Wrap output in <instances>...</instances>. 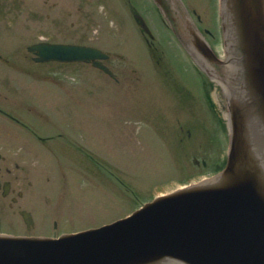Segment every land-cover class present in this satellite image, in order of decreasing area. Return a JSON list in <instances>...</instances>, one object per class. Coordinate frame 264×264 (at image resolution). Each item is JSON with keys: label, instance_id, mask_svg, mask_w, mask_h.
Segmentation results:
<instances>
[{"label": "water", "instance_id": "obj_1", "mask_svg": "<svg viewBox=\"0 0 264 264\" xmlns=\"http://www.w3.org/2000/svg\"><path fill=\"white\" fill-rule=\"evenodd\" d=\"M154 1L226 100L224 167L100 227L58 238L0 234V264H264V0H219L223 58L180 3ZM28 50L37 61L103 57L79 45Z\"/></svg>", "mask_w": 264, "mask_h": 264}, {"label": "rangeland", "instance_id": "obj_2", "mask_svg": "<svg viewBox=\"0 0 264 264\" xmlns=\"http://www.w3.org/2000/svg\"><path fill=\"white\" fill-rule=\"evenodd\" d=\"M37 1L41 4V0ZM32 2L33 0H23L21 24L19 22L16 25L24 33V53H27L26 45L35 39H76L73 32L57 34L56 31H50L52 26L45 17V10L38 17V35L32 36L33 23L29 15L32 12ZM11 6L12 3L7 0L3 9L9 13ZM14 7H11L12 13L16 12ZM73 16L80 18L77 12ZM154 25L157 26V22L152 28ZM1 28L6 30V34H9L7 30H11L8 24ZM12 29L14 30V26ZM160 29L158 32L155 28L166 56H169L163 55L161 63H167L171 74H165L164 77L161 64L157 65L152 59L147 80L149 87L142 81L127 84L123 80L125 74L119 76L120 82L116 84L108 79L109 76L97 73L86 64H68L71 65V76L83 77L81 105H73L78 108L79 115L69 121L71 128L81 131V136L71 134L74 140L81 138L84 148L65 145L64 150L80 157L82 155L77 152L86 151V158L80 163L67 160L59 164L49 160L48 164H36L39 170L44 169L48 178L54 181L45 183L50 191L43 189L38 181L41 184L38 191H42L43 196L38 201L39 206H34L48 215L46 220L35 218L36 228L29 233L44 229L51 231L54 228L53 220H57L54 231L58 233L111 222L128 215L157 194L196 182L222 167L227 134L223 123L217 121L214 113L225 122V103L212 81L198 71L193 63L191 65L167 26ZM1 34V44H17L13 36ZM212 42L217 52L221 53L220 36L216 35ZM130 55L131 53L127 56L124 53L123 57L129 59ZM111 59L117 58L111 53ZM48 66L56 67V63L44 62L35 64L34 67L41 69ZM3 72L8 73L9 70L4 69L1 73ZM182 101L191 107H180ZM179 125H185L184 131L189 128L191 135L183 130L180 132ZM92 154L100 162L96 163ZM194 159L199 162L193 163ZM203 161L207 162L204 166L201 165ZM63 173L64 177H60ZM5 201L0 205V231L26 232L21 223L12 225L17 218L11 215L12 220L8 213L11 209ZM8 216L10 217L7 218ZM37 220L43 221V225Z\"/></svg>", "mask_w": 264, "mask_h": 264}, {"label": "flooded vegetation", "instance_id": "obj_3", "mask_svg": "<svg viewBox=\"0 0 264 264\" xmlns=\"http://www.w3.org/2000/svg\"><path fill=\"white\" fill-rule=\"evenodd\" d=\"M6 1L0 0V205L6 200L11 209L8 211L10 216H18L21 222V211L28 212L32 226L25 229L29 232L36 228L35 218L45 219L48 215L34 206L43 196L38 191V179L43 175V169L39 170L36 164H48L49 160L61 163L64 159L80 163L86 157L81 150L77 152L81 157L64 150L65 145L84 148L81 138L74 140L71 134L81 136V131L71 128L69 121L79 115L78 108L73 105H81L83 77L71 76V65L68 64L72 62L57 61L56 67H34L39 62L33 60V53H24V33L16 28L19 22L21 24L23 0H9L15 6L13 10L16 12L13 13L12 6L9 13L3 9ZM168 1L177 5L180 3L197 31L202 32L212 45L216 36L212 28L216 26L218 18V0ZM40 3L33 0L30 8L32 36L38 35V17L45 10V17L52 26L50 31L57 34L73 32L76 39H35L30 44L40 41L63 42L98 48L108 54L102 63L111 71L108 79L116 84L120 81L119 76L124 74L123 80L127 84L140 80L147 82L151 59L156 58L154 60L159 62L166 53L155 27L152 28V14L157 8L152 7L151 0H41ZM74 12L80 18L73 16ZM4 24L11 26V30H7L9 34L1 28ZM1 33L13 36L17 44H1ZM111 53L117 59H111ZM124 53H131L128 60L123 57ZM84 64L92 65L90 61ZM4 69L9 72L1 73ZM94 69L99 74H105L99 68ZM14 221L12 225L20 224L18 219ZM57 224V220H53L54 228ZM54 228L51 231L44 229L37 233L18 234L57 236L60 233H56Z\"/></svg>", "mask_w": 264, "mask_h": 264}, {"label": "bare ground", "instance_id": "obj_4", "mask_svg": "<svg viewBox=\"0 0 264 264\" xmlns=\"http://www.w3.org/2000/svg\"><path fill=\"white\" fill-rule=\"evenodd\" d=\"M230 61V60H229Z\"/></svg>", "mask_w": 264, "mask_h": 264}]
</instances>
